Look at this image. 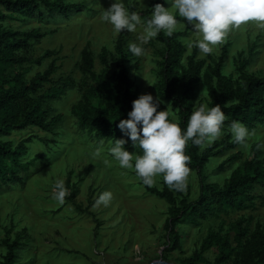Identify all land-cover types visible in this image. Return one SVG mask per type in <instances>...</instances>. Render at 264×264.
Returning a JSON list of instances; mask_svg holds the SVG:
<instances>
[{
	"label": "rangeland",
	"instance_id": "1",
	"mask_svg": "<svg viewBox=\"0 0 264 264\" xmlns=\"http://www.w3.org/2000/svg\"><path fill=\"white\" fill-rule=\"evenodd\" d=\"M65 1L85 4L90 11L80 10L68 18L56 17L48 22L35 19H11L4 22L17 30L39 27L41 35L30 41L26 52H19L21 56L34 59V63L17 64L8 67L6 71L10 74L20 73L24 80L29 81L36 73H42L50 64H54L55 72L44 83L41 92L54 82L67 80L71 85L60 98L47 99L43 103V107L51 108L52 114H62L59 126L61 135L57 136L55 148L46 150L42 140L51 139L52 136L36 128L13 130L6 137H0L2 142H11V147L14 148L21 140L36 136L27 145V153L22 159L24 162L38 154H46L30 165L29 178L23 185L13 183L0 187V259L5 253L1 241L6 231L10 230L11 240L16 236L20 237L22 246L17 254L18 262L22 264H151L159 260L181 264L182 259L194 257V251L207 231L216 230L222 221L223 232L240 216L251 217V230L257 224H264V190L256 187L253 194L258 197L251 207L235 212H220L217 217L208 218L198 226L187 223L179 225L182 251H164L166 202L144 190L134 167H120L119 162L108 152L114 144L111 139L96 140L76 125V119L71 114L72 106L82 97V86L86 88V85H97L89 79L88 73L99 75L105 68L100 59L101 50L104 48L114 52L115 41L120 32L117 33L114 26L101 16L104 9L115 0ZM157 1L178 18L174 32L182 34L179 41L184 48L181 58L183 65L186 58L196 50L195 59L202 64L201 75H212L211 69L218 62L225 46L227 48L222 60V72L231 76L233 83L239 78L235 64L240 57L248 59L249 63L245 68L248 74L264 75V25L250 21L239 28H232L224 42L212 46V53L205 55L195 46L191 49L186 46L188 41L202 39V34L193 31V26L179 16L172 0H122L129 13L136 11L141 14V24L136 27L135 32L131 33L126 29L122 31L127 41L126 50L129 44L140 43L137 37L145 35L146 26L142 13L150 9L152 2ZM142 47L144 54L140 57L130 52L129 58L139 62V69L131 70L129 75L139 96L150 93L156 98L158 93L155 85L161 78L157 64L161 57L158 52L163 50V45L155 37ZM252 47L255 49L251 52ZM46 52L49 55L36 64L35 61ZM113 70H117V67L109 65V72ZM201 82L197 86L195 102L200 96L199 100L205 104L208 98ZM162 107L169 112V119L177 122L175 108L168 101L163 102ZM249 132L246 147L238 145L224 156L209 161L205 170L208 182L222 185L234 169L241 168L243 162L253 156L255 148L260 152L259 157L263 158L264 124H257ZM221 138L222 135L217 140ZM124 148L136 156L133 150L125 145ZM97 150L99 155H95ZM234 154L238 157L230 166L219 169ZM105 160L108 161L107 164L104 163ZM132 163L134 165V159ZM59 179L64 180L69 192L63 204L53 199L54 184ZM155 181L153 187L161 189L163 175H158ZM198 187L197 176L190 171L187 189L182 193L189 194V200L195 199ZM105 191L113 194L110 203L107 206H97V199ZM215 257L216 249L212 248L196 258V264H213Z\"/></svg>",
	"mask_w": 264,
	"mask_h": 264
},
{
	"label": "trees",
	"instance_id": "2",
	"mask_svg": "<svg viewBox=\"0 0 264 264\" xmlns=\"http://www.w3.org/2000/svg\"><path fill=\"white\" fill-rule=\"evenodd\" d=\"M157 3L161 4L158 1L152 2L150 9L142 13L145 21L151 18L152 7ZM80 10L90 11L85 4L65 0H0V137H6L13 130L36 128L52 136L51 139L42 140L46 150L55 148L57 136L61 135L59 126L62 123V114H52L51 108L43 107V103L47 99L60 98L71 85L67 80L54 82L41 92L44 83L55 72L54 64H50L44 72L36 73L29 81L24 80L20 73L10 74L6 71L8 67L34 61L26 55L21 56L19 52H26L30 41L41 35L39 27L17 30L4 22L11 19L48 22L56 17L68 18ZM122 31L115 41L114 52L104 48L101 50L100 59L105 68L99 75L88 73L89 79L97 85H86V88L82 86V97L72 106L71 114L76 119V125L96 140L111 139L114 142V139L123 138L128 140L125 144L128 149L133 150L136 155H142L139 145L134 148L131 140L117 127L121 119L128 118L132 101L139 97L136 85L129 75L131 70L139 69V62L129 58V47L125 49L127 41ZM181 36L180 32H173L169 37L164 31L156 36V40L163 45V50L158 52L161 58L157 61L161 78L155 85L160 100L158 111L164 110L162 103L168 101L176 110L179 126L182 131H186L188 119L195 106L197 86L202 81L208 98L205 104L209 108L219 104L227 119L222 125L220 140H215L203 148L189 141L185 148V154L190 157L188 167L196 174L199 184L195 199L189 200V194L170 190L164 180L162 188L158 189L144 185L139 178L148 194L164 200L167 204L163 223V246L166 253L182 251L179 225L187 223L198 226L208 218L217 217L220 212L246 210L258 197L253 194L254 189L260 187L264 190V156L260 158V152L256 148L253 156L245 160L241 168L234 169L222 185L208 182L205 174L211 159L224 156L239 145L233 142L229 131L233 121L241 122L249 130H254L257 124H264V75L248 74L245 71L248 59L240 57L235 64L239 78L233 83L232 77L222 72V60L227 48L225 46L218 62L211 69L212 75H201L202 64L195 59L196 50L186 58L185 65L181 63L184 52L179 41ZM254 49L252 47L251 52ZM48 55L46 52L35 63ZM111 64L117 70L110 73ZM199 103L203 101L199 100ZM20 117L21 120H18ZM35 137L29 136L21 140L14 148L11 147V142L0 140V187L13 183L23 185L29 178L30 165L44 158L46 154H38L31 160L22 161L27 153V145ZM237 157V154L228 157L219 169L230 166ZM251 221V217L240 216L226 232H223V221L220 222L216 230H208L201 239L194 251V257L182 259L181 264H196V258L212 248L216 249L213 264L263 263L264 224H257L251 230ZM9 232L10 230L6 231L1 241L5 253L1 256L0 264H22L18 262L17 254L22 246L20 237L16 236L11 240ZM164 257L167 258L166 255Z\"/></svg>",
	"mask_w": 264,
	"mask_h": 264
},
{
	"label": "clouds",
	"instance_id": "3",
	"mask_svg": "<svg viewBox=\"0 0 264 264\" xmlns=\"http://www.w3.org/2000/svg\"><path fill=\"white\" fill-rule=\"evenodd\" d=\"M172 4L178 9L179 16L193 26V31L202 34V39L188 41L186 46L190 49L195 46L205 55L212 53V46L223 43L232 28H239L250 21L264 25V0H172ZM101 18L113 25L117 33L125 29L135 32L136 27L141 24V14L136 11L129 13L122 0H115L104 9ZM177 23L175 15L163 4L153 5L151 18L146 21L144 28L145 35L137 37L139 44H129V51L137 57L142 56L143 44L161 31L171 37ZM199 98L194 103L186 131H182L178 122L169 119L167 109L158 111V96L154 98L150 93L141 94L132 101L128 118L121 119L117 127L131 140L134 148L139 145L143 154L134 156L127 151L124 145L128 140L123 138L114 139L108 152L119 162L120 167H134L144 185L152 187L156 182L155 178L162 174L164 183L170 190L186 191L190 174V157L185 154L188 142L201 148L214 142L222 135V125L227 119L219 104L209 108L206 104L199 103ZM229 131L234 143L247 146L250 132L244 124L233 121ZM95 155H99V150ZM104 163L107 164L108 161L105 160ZM67 195L69 192L64 180H57L53 199L63 204ZM112 196L110 191L103 192L96 205L107 206Z\"/></svg>",
	"mask_w": 264,
	"mask_h": 264
},
{
	"label": "water",
	"instance_id": "4",
	"mask_svg": "<svg viewBox=\"0 0 264 264\" xmlns=\"http://www.w3.org/2000/svg\"><path fill=\"white\" fill-rule=\"evenodd\" d=\"M151 264H172V263L166 262L164 260H159V261H154Z\"/></svg>",
	"mask_w": 264,
	"mask_h": 264
}]
</instances>
